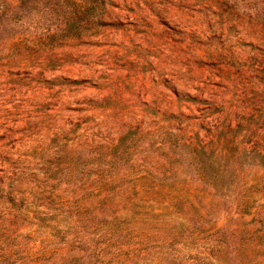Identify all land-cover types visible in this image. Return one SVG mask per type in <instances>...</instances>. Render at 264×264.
<instances>
[{
	"label": "rangeland",
	"instance_id": "374dc122",
	"mask_svg": "<svg viewBox=\"0 0 264 264\" xmlns=\"http://www.w3.org/2000/svg\"><path fill=\"white\" fill-rule=\"evenodd\" d=\"M0 264H264V0H0Z\"/></svg>",
	"mask_w": 264,
	"mask_h": 264
}]
</instances>
